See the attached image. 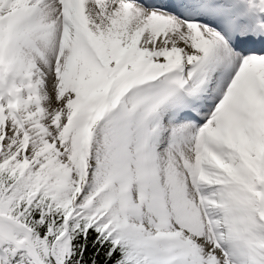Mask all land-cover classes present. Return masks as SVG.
<instances>
[{
    "label": "snow or ice",
    "instance_id": "snow-or-ice-1",
    "mask_svg": "<svg viewBox=\"0 0 264 264\" xmlns=\"http://www.w3.org/2000/svg\"><path fill=\"white\" fill-rule=\"evenodd\" d=\"M0 264H264V0H0Z\"/></svg>",
    "mask_w": 264,
    "mask_h": 264
}]
</instances>
